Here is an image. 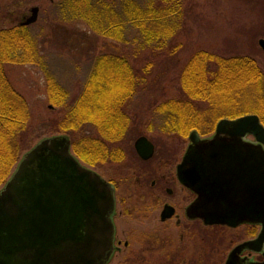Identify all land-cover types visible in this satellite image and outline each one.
Returning <instances> with one entry per match:
<instances>
[{
    "label": "rangeland",
    "instance_id": "obj_1",
    "mask_svg": "<svg viewBox=\"0 0 264 264\" xmlns=\"http://www.w3.org/2000/svg\"><path fill=\"white\" fill-rule=\"evenodd\" d=\"M93 1L95 0H0V30L20 25L27 27L41 63L68 92L70 104L81 92L97 56L114 54L128 59L140 79L136 93L128 103L129 131L119 143H100L105 151H120L121 160L98 162L93 166L80 160L74 154L70 135L55 131L53 123L61 120L64 111L48 102L42 70L33 64H7L4 67L6 76L27 104L28 121L21 138L18 159L5 182L22 156L38 142L52 136L66 135L70 141V153L83 166L115 185L114 224L121 244L108 264H224L231 249L250 236L252 231L247 225L229 228L199 222L188 223L189 229L192 225L199 227L201 239H196L194 233L188 238L187 234L184 244L189 255H164L166 250L175 252L178 246L181 231L172 220L168 227L172 239L169 248L148 250L146 255H134L148 234L153 236L159 233L161 236L168 228L160 223L159 213L163 204L153 203L151 200L150 182L141 173L144 167L139 162L133 143L138 137L145 136L160 146H171L172 152L181 150L180 156L184 146L188 148V136L185 139L178 138L159 131V120L154 108L165 100L183 97L179 89L180 73L196 53L207 52L223 58L248 57L255 62L264 77V51L258 45V41L264 39V0H135L141 6L150 2L154 8L169 5L177 11L166 20V26L173 31V36L164 41L154 38L145 47H141L138 32L128 24L121 42L93 32L84 17H81L82 14L78 16L73 10L77 3L88 5ZM97 1L111 4L113 0ZM262 97L264 98V94ZM240 110L244 108H229L225 113ZM216 123L217 121L214 123L210 120L204 128L211 132L199 134L200 137H211ZM82 132L86 136H97L89 124L83 127ZM4 183L0 184V189ZM178 188L173 201L182 208ZM160 194L165 201L161 192ZM191 198L192 195L187 191L186 203ZM140 235L144 238H139ZM125 240L128 242L127 247L123 245ZM251 257L253 259L255 256Z\"/></svg>",
    "mask_w": 264,
    "mask_h": 264
},
{
    "label": "water",
    "instance_id": "obj_2",
    "mask_svg": "<svg viewBox=\"0 0 264 264\" xmlns=\"http://www.w3.org/2000/svg\"><path fill=\"white\" fill-rule=\"evenodd\" d=\"M258 45L264 51V39ZM246 136L256 144L243 143ZM188 139L176 172L196 194L186 216L209 226L260 225L257 237L236 246L224 263L243 264V250L260 252L264 244V126L246 114L221 119L209 138L192 131ZM134 149L143 160L152 156L146 137ZM165 210L163 219L172 212ZM113 212V187L70 153L69 138L43 139L0 189V264H107ZM250 264H264V255Z\"/></svg>",
    "mask_w": 264,
    "mask_h": 264
},
{
    "label": "trees",
    "instance_id": "obj_3",
    "mask_svg": "<svg viewBox=\"0 0 264 264\" xmlns=\"http://www.w3.org/2000/svg\"><path fill=\"white\" fill-rule=\"evenodd\" d=\"M73 10L78 16L82 14L93 32L116 41L124 40L126 24L130 25L140 35L141 47L154 38H171L173 31L166 20L177 13L169 5L154 8L150 2L141 6L135 0H113L111 4L95 0L88 5L77 3ZM40 58L26 26L0 30V184L18 159L28 121L27 104L6 76L7 64H33L42 70L48 102L64 111L61 120L53 123L55 131L70 135L80 160L91 166L121 160L120 151H105L100 143H119L129 131L128 103L140 79L128 59L114 54L97 56L81 92L70 104L68 92L46 71ZM179 89L183 97L165 100L154 108L162 134L185 139L196 130L205 135L211 132L204 128L210 120L215 123L224 116L235 118L251 112L264 125V77L248 57L223 58L198 52L181 70ZM239 106L244 110L225 113ZM88 124L96 137L83 134Z\"/></svg>",
    "mask_w": 264,
    "mask_h": 264
},
{
    "label": "flooded vegetation",
    "instance_id": "obj_4",
    "mask_svg": "<svg viewBox=\"0 0 264 264\" xmlns=\"http://www.w3.org/2000/svg\"><path fill=\"white\" fill-rule=\"evenodd\" d=\"M150 143L153 147L152 156L148 160H143L139 156H137L139 159V162L144 167L141 173L144 175V178L146 179L148 178L150 182V197L153 203L163 204L162 209L159 213L160 223L163 225H167V228H168L170 225V221L173 220L176 228H178L181 231L178 235L179 241H178L177 250L175 252L166 250L164 252V255H189L186 252L187 247L184 244V241L187 239V234H188V238H191L192 233H194L193 235L196 239H201L202 235L197 225H196L197 228L192 225L191 229H189L190 226L188 225V223H195V222L202 223V221L199 219H188L187 218L186 209L195 200L196 196L191 190L187 189L185 186L181 184V182L179 181L177 177V173H176L177 166L182 162V159L187 150L186 149L187 146L186 147L184 146L183 154L180 156L181 150L178 152L177 151L172 152L171 146L169 145L162 144L160 146L158 144L153 143L151 140H150ZM243 143L256 144L254 140H251V139H246L243 141ZM149 162L150 164H148ZM138 181L141 182V179H138ZM109 184L113 187V192H114V212L112 214V222H113V227H114L112 255H114L119 250L121 239H119V235H118V232L114 224V217L116 215L115 185L111 182ZM177 187H179L178 191H179V194H181L179 196V203L183 205L182 208L177 206V204H175V202L173 201V199L178 194L176 191ZM187 191L192 195V198L188 203H186V199H185V194ZM160 192L162 193V196L164 197L165 201L162 200L163 198L161 197ZM165 207H167V209ZM164 210H165V215H167L166 213H169L170 210L172 212L169 217H166L163 219L162 214ZM246 225L247 227L251 228L252 232L250 236L241 243L254 239L257 236L258 231L260 229V227L258 226H254L251 224H246ZM165 232L161 236H159V233L153 236H150V234H148L146 237L147 239L143 240V243H141L140 245L141 248H139L136 251V253H134V255H146L148 250L150 251V250L160 249L164 247L169 248L170 243H171L170 240H172L170 237V228L165 230ZM139 238H144V237L140 235ZM123 245L127 247L128 242L125 240L123 242ZM239 255H241V257L244 259V263L246 264L254 263V262L255 263L261 262L263 260L262 255H264V244L262 246V250L259 253H255L249 250H243ZM245 255H247V257L249 258H246ZM253 255L255 257L252 259L251 256Z\"/></svg>",
    "mask_w": 264,
    "mask_h": 264
}]
</instances>
